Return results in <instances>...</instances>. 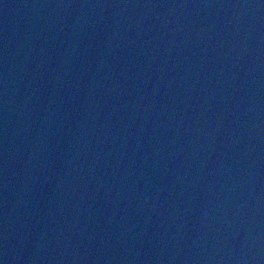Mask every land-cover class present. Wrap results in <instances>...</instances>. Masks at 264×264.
Listing matches in <instances>:
<instances>
[{
    "label": "water",
    "instance_id": "water-1",
    "mask_svg": "<svg viewBox=\"0 0 264 264\" xmlns=\"http://www.w3.org/2000/svg\"><path fill=\"white\" fill-rule=\"evenodd\" d=\"M0 264H264V0H0Z\"/></svg>",
    "mask_w": 264,
    "mask_h": 264
}]
</instances>
